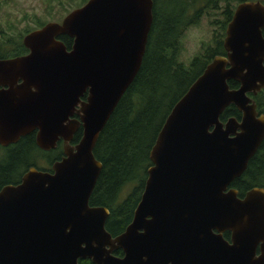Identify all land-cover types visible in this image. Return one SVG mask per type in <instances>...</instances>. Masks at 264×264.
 <instances>
[{
  "label": "water",
  "instance_id": "water-1",
  "mask_svg": "<svg viewBox=\"0 0 264 264\" xmlns=\"http://www.w3.org/2000/svg\"><path fill=\"white\" fill-rule=\"evenodd\" d=\"M152 6V0H87L60 22L27 32L26 55L0 59V78L13 84L0 91V142L34 129L44 150L59 137L65 141L52 173L30 168L19 184L0 190V264H76L79 257L96 264H264V187L242 198L226 190L264 139V114L251 96L264 88L260 0L236 4L225 55L213 56L166 115L124 231L111 236L108 209L89 205L102 170L93 150L141 67ZM60 35L72 39L70 48ZM231 80L238 86L230 87ZM78 104L82 136L70 146ZM229 105L239 120L220 119ZM106 246L121 247L124 257Z\"/></svg>",
  "mask_w": 264,
  "mask_h": 264
},
{
  "label": "trees",
  "instance_id": "trees-1",
  "mask_svg": "<svg viewBox=\"0 0 264 264\" xmlns=\"http://www.w3.org/2000/svg\"><path fill=\"white\" fill-rule=\"evenodd\" d=\"M152 1L153 19L141 67L100 132L93 150L102 163V170L89 203L109 208L105 227L112 234L121 232L132 219L151 165L149 150L166 115L213 56L225 55L223 37L227 23L236 4L244 0H235L236 4L232 0ZM218 9H221V18L212 22L217 30L211 45L203 44V52L188 64L181 62V37L185 30L203 14ZM60 39L70 46L69 37L60 36ZM17 50H24L23 45L19 44ZM228 83L230 87L238 86L233 80ZM251 96L258 112L264 114V88ZM230 116L240 119L241 113L234 105L226 107L220 119L225 121ZM233 184L240 192L264 187V141ZM127 185H132L130 191L120 198V192Z\"/></svg>",
  "mask_w": 264,
  "mask_h": 264
},
{
  "label": "rangeland",
  "instance_id": "rangeland-1",
  "mask_svg": "<svg viewBox=\"0 0 264 264\" xmlns=\"http://www.w3.org/2000/svg\"><path fill=\"white\" fill-rule=\"evenodd\" d=\"M231 1V0H230ZM83 0H0V52L10 53L14 43L21 44L22 37L29 31L48 21H58L70 10L80 6ZM225 1L221 2L224 6ZM232 4H236L232 0ZM221 9L203 14L196 24L189 26L181 37L182 51L179 60L185 64L203 52V44L210 46L217 26L212 23L219 19ZM16 44V46H17ZM16 48V47H15ZM16 51V50H15ZM42 152L34 150L33 159L43 165ZM53 157L49 154V159ZM132 185L124 186L120 198L126 196Z\"/></svg>",
  "mask_w": 264,
  "mask_h": 264
},
{
  "label": "flooded vegetation",
  "instance_id": "flooded-vegetation-1",
  "mask_svg": "<svg viewBox=\"0 0 264 264\" xmlns=\"http://www.w3.org/2000/svg\"><path fill=\"white\" fill-rule=\"evenodd\" d=\"M85 2H83L82 4H84ZM62 18L59 19L58 21L60 22L62 20ZM45 23H43V24H45ZM42 25H39V27H41ZM39 27H37V28H39ZM60 36H67V35H60ZM60 36L58 37L59 39H60ZM16 44L17 43H14V41H13V45L14 46L11 47L10 53L2 54L0 52V59H11V58H15V57H18V56L26 55L29 52V50L23 45L22 40H21V44L23 45L24 50H22V51L17 50L19 44H17V46H16ZM71 44H72V39H71V42H70V46H71ZM70 46L67 47V48H70ZM21 82L22 81L20 79H18V80H16L14 85H18ZM8 83H9L8 78L1 77L0 78V91L8 90V89L11 88V86H13V84L9 85ZM80 100L81 101H86L87 100V92H85L83 94V96L80 97ZM76 109H77V111H75L73 113V115L70 116V118L71 119H76L77 121H79V126L73 132L72 137L67 142V144L70 145V146H75L78 143V141L80 140L81 136H82V125H81V121H80L81 112L79 110L80 109V104H78L76 106ZM37 131H38L37 129H34L32 131H29V132H26V133H24L22 135H19L16 139H12V138L8 137L4 141L0 142V190L3 187L7 186V185H13L14 186V185L19 184L21 182V179H22L23 175L25 173H27L30 168H35L36 170L46 171V172L52 173L53 172V169H52L53 163L58 161V160H60L64 156V144H65V141H64V139L62 137L58 138V140L56 141L55 147H52V148H50L48 150H44V149L40 148L36 144ZM263 141H264V139H263ZM263 141L259 145L258 149L262 146ZM35 148L38 149L40 152H42L43 157H41V159H42V161L44 163L43 165L39 166L37 163H35V161L33 159ZM258 149H257V151H258ZM256 152H255V154H256ZM49 154L53 155V157L51 159H49ZM255 187H259V186H255ZM230 188L235 189L237 191L236 195L239 198H242L244 196L245 192L247 190H249V189H246L243 192H240L239 189L236 186H234L233 182H231L228 185L226 190H228ZM89 205L90 206L106 207L108 209V211H109V214H110V210H109V208L107 206H104V205H91L90 203H89ZM109 214H108V217H109ZM132 216H133V214H132ZM107 218H106V220H107ZM105 224H106V221H105ZM125 227H124V229H125ZM124 229L121 232H123ZM108 232L113 237L121 233V232H119V233H116V234H112L110 231H108ZM213 232L216 233L217 231L215 229H213ZM221 234H222V236H223V238L225 240L230 242V237H231V232L230 231L225 230ZM105 249L109 250V253L112 256H114V257H118V258H123L124 257L125 253H124V251H123V249L121 247L106 246ZM258 253H259V248L257 247L256 254H258ZM76 264H96V263L89 257H79V258H77Z\"/></svg>",
  "mask_w": 264,
  "mask_h": 264
}]
</instances>
